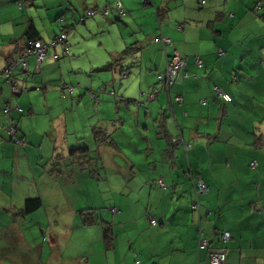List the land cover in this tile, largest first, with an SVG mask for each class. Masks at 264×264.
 <instances>
[{
    "label": "crops",
    "instance_id": "obj_1",
    "mask_svg": "<svg viewBox=\"0 0 264 264\" xmlns=\"http://www.w3.org/2000/svg\"><path fill=\"white\" fill-rule=\"evenodd\" d=\"M116 1L123 5L126 16L132 17L131 34L121 33L118 40L101 43L106 58L98 50L101 53L98 64L104 60V65L117 60L113 69L103 71L115 73L126 59L139 55L141 66L150 67L140 71L135 80L137 108L130 114L134 113L139 121L137 128L146 130L147 120L151 119L158 130L156 134L163 145L155 155L156 160H147L148 155L138 157L149 149L134 145L138 160L133 161L117 147L104 128L96 126L94 128L109 136L112 142L109 145L117 149L120 159L111 156L101 163L105 155L99 150L104 145H97L93 138L98 153L92 157L95 150H90L83 165L91 168L80 171L77 155H69V151L80 143L70 149L67 145L66 151H61L55 144L58 158L53 156L43 163L41 160L45 155L40 153L43 147L31 149L25 145L21 151L8 144L12 141L6 139L3 127L7 122L3 118L0 119V152L6 159L12 152L24 154L28 166L39 168L42 165V176L48 178L73 179L79 172L100 182L102 172L121 175L122 186L112 190L111 199L117 201V207L111 209L112 221L117 224L114 227L117 228V242L120 236L123 242L126 239L133 241L130 246L140 257L139 264H209V254L219 250L224 251L226 264H264V18L259 16L263 13L260 5L264 6V0L258 3L257 12L252 11L256 0H148L142 5L140 0H71L65 7L73 10L78 4L86 9L101 8ZM201 2L204 5H200ZM43 6L45 10L52 9L50 0H43ZM150 7L152 9H148ZM247 10L252 14L245 18ZM71 17L74 19L75 15L72 13ZM236 20L238 23L233 26L232 21ZM3 21L16 25V16L3 17ZM63 21L66 22L63 27L72 28L70 32L75 28L65 18ZM29 22L44 42L42 32L31 16H26L19 28L0 37V109L5 102H13L16 109L14 114L10 109L11 119L18 117L16 113L29 115L32 112L28 113L20 102L11 100L10 84L2 77L7 58L23 46ZM94 23L103 29L99 18ZM160 37L170 43L163 44ZM131 45L130 55L123 57L121 53ZM170 55L181 56L186 59L185 64L169 85L164 86L156 97L148 99ZM28 62L29 73L34 59L30 58ZM48 67L47 64L42 69L41 64L40 73ZM123 70L120 69L121 76L125 75ZM71 77L76 79V76ZM35 80L31 81L35 83ZM60 80L62 84H69L63 78ZM15 83L18 88L23 82L16 78ZM221 94L227 95L229 100ZM72 99L65 98L66 107L67 100ZM114 108L119 112L118 106ZM148 112L151 118L146 120ZM122 124L124 120L119 122ZM31 131L34 130H17V136L30 141ZM59 133L62 138L67 135V130H59ZM176 137L181 141L173 143L172 139L174 141ZM43 139L42 136L39 141ZM252 160L257 162L254 170L249 168ZM48 166H56L55 171L61 174L57 177L47 174ZM200 179L207 189L196 198L194 185ZM159 180L165 184L163 188L155 184ZM92 213L95 214V209ZM150 220L155 224L149 223ZM101 224L107 226V223ZM108 226L111 238L112 225ZM129 226L136 229L134 238L129 234ZM105 229H102V240L108 252L114 248V242L111 238L105 244ZM217 231L229 232L230 240L220 241ZM145 236L149 239V247H138L139 239L144 241ZM201 242H205L206 247L200 248ZM118 246L116 243L115 248Z\"/></svg>",
    "mask_w": 264,
    "mask_h": 264
},
{
    "label": "rangeland",
    "instance_id": "obj_2",
    "mask_svg": "<svg viewBox=\"0 0 264 264\" xmlns=\"http://www.w3.org/2000/svg\"><path fill=\"white\" fill-rule=\"evenodd\" d=\"M8 1L0 0V37L7 31L10 33L19 28L21 26L19 24L26 20V16L33 18L42 32L45 43H50L54 35L60 33V28L66 23L63 21L64 18L70 26H75L68 35L67 43L70 51L67 56H64L59 48L49 49L46 60L42 63V69L45 65H49L46 71L41 70V73H37L34 69L35 64L32 63L27 75L21 73L20 69L15 72V77L23 82L18 86L22 94L17 97L11 92L10 86L11 100L20 102V106L26 107L28 113L32 111L29 115L16 113L18 117H12L17 130H34L30 134L31 140L24 141L27 148L43 147L40 152L45 155L41 160L43 163L56 156L55 144L61 151H66L67 145L69 149L75 147L77 143H80L79 146L88 145L90 150H95L91 154L94 157L98 151L91 130L99 126L111 135L117 147L119 146L133 161L138 160L135 157L134 145L137 148L149 149L142 151L138 157L148 155L147 160H156L155 155L163 142L158 139L156 134L158 130L149 119L151 118L149 112L146 118L149 119L146 130L137 128L139 121L133 116L134 113L130 114L137 108L134 100H137L138 86L135 80L140 71H146L145 69L150 67L141 66L140 56L136 55L126 59L115 73L96 71L97 67L99 69L106 63L104 60L98 64L101 61V53L98 50L102 52L105 49L101 43H112L118 40L121 33L131 34L129 28L133 22L132 17L125 16L121 19L117 14L112 13L107 19H101L103 16L99 13L82 23L80 18L86 8L78 4L73 10L72 7H65L71 0H50L52 9L47 8V10L43 6V0H32L31 6L22 0H12L9 4ZM140 4L142 5L141 2ZM55 5L57 8H54ZM103 7L99 8V11ZM149 11L154 13V10ZM72 13L75 15L74 19L71 17ZM251 14L252 12L247 10L245 18L250 17ZM10 15L16 16L17 26L4 23L3 17L9 19ZM97 18L100 19L102 30L94 23ZM237 23L238 20L232 21L233 26ZM103 54L106 58V54ZM120 69H124L125 75H120ZM71 75L76 76V79L74 80ZM26 76L28 79L24 81ZM60 78L69 84H62ZM32 79H36L35 83L31 81ZM35 84L39 86L38 89L34 88ZM64 85L73 87L72 95L62 94L61 88ZM70 97L73 99L67 100L66 107L65 98ZM8 103L5 102L0 109V119L3 118L7 122L5 126L9 125L10 120L3 110L12 109L14 114L16 109L13 102L9 105ZM115 106L119 107V112L114 108ZM144 114L142 112V119L145 120ZM121 120H124V124L119 125ZM59 130H67V135L61 138ZM42 136L44 139L39 141ZM77 139L81 141L78 142ZM15 140L8 144H13L15 148L24 151ZM116 150L110 145L101 147L99 153L105 155L101 163L109 160L111 156L120 159ZM9 155L10 158L6 159L0 152V264H139L141 262L140 257H137L130 246L133 244L132 240L126 239L123 242L120 236L117 242V228H114L117 224L114 225L112 221L111 209L117 207L114 198L117 196H113L114 200L111 199L114 192L112 190L119 185L122 186L121 175L102 172L100 182L91 180L86 173L79 172L73 179L48 178L42 176L40 170L42 165L37 168L32 162L36 167L30 168L24 154L16 151ZM156 176L157 174H154V177ZM26 198H41L43 205L36 212L22 216L19 213ZM92 209H95V214L92 213ZM105 217L108 219L105 220ZM91 219L96 223H85ZM102 222L107 223V226H102ZM110 224L113 230L111 238L114 248L107 252L102 240V229L106 228L104 230L106 232ZM108 232L110 235V231ZM129 234L134 238L136 229L133 226H129ZM116 243L119 246L115 248ZM143 245L149 247V239L146 236L144 241L141 239L138 241V247Z\"/></svg>",
    "mask_w": 264,
    "mask_h": 264
},
{
    "label": "trees",
    "instance_id": "obj_3",
    "mask_svg": "<svg viewBox=\"0 0 264 264\" xmlns=\"http://www.w3.org/2000/svg\"><path fill=\"white\" fill-rule=\"evenodd\" d=\"M23 2H25V3H27L28 5H31V2H32V0H22ZM60 1H62V0H60ZM145 2H148V0H144ZM257 1V3H256V5L254 6V8H253V10L252 11H254V12H257L258 11V9H257V5H258V3L259 2H261V1H263V0H256ZM116 2H119V1H116ZM140 2L142 3V4H145L144 2H143V0H140ZM120 3V2H119ZM113 4H115V2L113 3ZM112 4V5H113ZM20 5V7H21V4H19ZM112 5H107V6H112ZM122 5V4H121ZM149 4H147V6H148ZM200 5H204V2H201V4ZM123 6V5H122ZM105 7V6H104ZM144 7H145V5H144ZM264 6H262V5H260V11L262 10L263 11V13H261V15H259L260 17H263L264 18V8H263ZM124 8V7H123ZM99 10V8H92V9H86L84 12H83V14H82V17L80 18V22H85L86 20H88V19H91V18H94V17H96L97 16V14H94L93 16H89V15H87L85 12L86 11H89V10ZM125 9V8H124ZM126 11V10H125ZM111 13H114V12H109L108 13V15H107V17H103V18H108V16L111 14ZM127 13V12H126ZM116 14V13H115ZM127 15V14H126ZM125 15V16H126ZM117 17H118V15H117ZM124 17V16H123ZM61 18V17H60ZM59 18V19H60ZM122 18V17H121ZM72 28H67V27H62L61 28V30H60V33L62 32L63 34H65V37H66V39H65V42H66V48H67V52L66 53H64L63 52V50H62V48L60 47V46H56L55 48H49V49H53V50H56V49H60L61 50V52H62V54L64 55V56H67L68 54H69V46H68V43H67V35H68V33H70V30H71ZM59 33V34H60ZM58 34V35H59ZM58 35H56V36H58ZM55 36V37H56ZM162 37H160L159 39H161ZM35 41H41V39H39L38 37H37V30L34 28V26L29 22V24H28V26H27V28H26V31H25V40H24V43L22 44L23 46L21 47V48H19L17 51H15V52H13L8 58H7V61L9 60V58L13 55V54H16V53H18L19 52V50H21L22 48H26V49H28L29 48V46H28V44L30 45V44H32L33 42H35ZM168 42L170 43V41L168 40ZM132 45H131V47H129V48H127V49H125L122 53H121V55H123V57H127L128 55H130V53H131V51H132ZM48 49V50H49ZM48 52V51H47ZM55 56V55H54ZM173 55H170V56H167V60H166V63H165V69H166V66H167V62H168V60L169 59H171V57H172ZM46 57V56H45ZM181 57V56H180ZM30 58H33L34 59V63H35V71L37 72V73H40V66H41V64L45 61V59L43 60V62L40 64V66L38 67V69H36L37 68V62H36V59L34 58V57H30ZM29 58V59H30ZM29 59H28V61H29ZM186 60V59H185ZM184 60V61H185ZM7 61H6V64H7ZM116 63H117V60H113V61H110L108 64H106V65H104V66H102L101 68H99V69H97L98 71H110L111 69H113V67L116 65ZM28 68H29V62H28ZM18 69H20V71H22V69L21 68H19L18 67ZM165 69H164V72H165ZM4 71V70H3ZM15 72H16V70H15ZM15 72H14V74H15ZM164 72H162L161 73V75H163L164 74ZM24 73V72H23ZM28 73V70H27V72L25 73V74H27ZM3 74V73H2ZM184 76H187V73H185L184 74ZM3 77V76H2ZM14 77H15V75H14ZM14 79H16V78H14ZM26 79H27V77H25V81H26ZM6 81V80H5ZM164 86L165 85H159V86H155V87H157L158 88V91L155 93V97H156V95L157 94H159L161 91H162V89H164ZM34 88H39V86L37 85V84H35V86H34ZM68 89H71L72 90V92L71 93H69L68 92ZM26 89H24V91H25ZM73 87H70V86H68V85H64V86H62V88H61V91H62V94L64 95L65 93H68L69 95H72V93H73ZM20 94H22V90H20V93H19V95ZM6 110L7 109H4L3 110V112L5 113V114H7L8 116L10 115L9 113H10V109H8L9 111H8V113H6ZM22 112V109H20V113ZM9 119L8 120H10L9 121V125H6L5 126V128H4V132H5V135H6V139H7V141H14L15 140V138H16V140H15V143L17 144V141H20V143L18 144V145H20L21 147H24L25 145H26V142H24L25 140H24V138H17V127H16V125H15V122L13 121V119H11L10 117H8ZM10 127H13V129L15 130V133H13V135H10L9 134V128ZM92 134H93V138H94V140L98 143L97 145H109L110 143H112L111 141H110V139H109V136L103 131V130H101V129H98V128H94L93 129V131H92ZM175 141L173 142V139H172V142L173 143H177V142H179V141H181L180 140V138L179 137H176L175 139H174ZM22 143L24 144V145H22ZM174 145H176V144H174ZM183 146H184V144H183ZM71 153V154H70ZM90 153V149H88V147L86 146H79V147H77V148H72L70 151H69V155L71 156V157H74L75 155H77V160H78V162L80 163L79 164V169H80V171H84L85 169L84 168H86V169H89V168H91L90 166H88V167H84L85 165H84V163H85V160H86V157H87V155ZM58 156L59 155H56L55 157H57L58 158ZM61 159V158H60ZM88 162L90 161V159H88L87 160ZM254 163V166L252 167V164ZM84 165V166H83ZM57 166V165H56ZM56 166H51V168L48 166V170H47V174H49V175H51V176H58V175H60L61 174V172H59V171H55V169H54V167H56ZM83 166V167H82ZM256 166H257V162H256V160H252V161H250V163H249V168L250 169H252V170H254L255 168H256ZM90 172H92V171H90ZM199 181H201L203 184H204V186H205V188L207 189V186H206V184H205V182L202 180V179H200ZM158 182H160V183H163L161 180H159V181H157V182H155V184H157L159 187H161L159 184H158ZM198 183V182H197ZM197 183H195V185H194V187L197 185ZM164 184V183H163ZM165 185V184H164ZM162 188V187H161ZM196 191V198L197 197H200V196H202V195H200L199 194V192L197 191V190H195ZM42 205H43V203H42V200L40 199V198H26L25 200H24V203H23V208H22V210L20 211V215H22V216H26V215H30V214H32V213H34V212H36L37 210H39L41 207H42ZM85 223L86 224H91L92 223V221H90V220H88V221H85ZM218 233H220V235H222L223 233H228L229 234V236H230V233L229 232H227V231H217ZM217 232H216V234H217ZM104 233V241H105V244H108V242L110 241V237H109V232H108V230L105 232H103ZM230 238H231V236L229 237V240H230ZM228 240V241H229ZM221 241V240H220ZM219 251H223V250H219ZM224 252V251H223ZM225 264H226V259H225Z\"/></svg>",
    "mask_w": 264,
    "mask_h": 264
},
{
    "label": "built area",
    "instance_id": "obj_4",
    "mask_svg": "<svg viewBox=\"0 0 264 264\" xmlns=\"http://www.w3.org/2000/svg\"><path fill=\"white\" fill-rule=\"evenodd\" d=\"M143 2L146 4V2L143 0ZM109 12H114L118 15L119 18L125 16L127 13L121 3L115 2L112 6H105L102 8V10H89L86 11L85 13L89 16H93L94 14H101L103 17H107ZM65 34L62 32L54 37L50 43H44L42 41H35L32 44H28L29 48H22L19 50L18 53L13 54L9 60L7 61L6 68L3 71L2 76L6 80L7 83L10 84L11 86V92L14 93L15 95H19L20 89L16 87L15 83V77H14V72L15 70L19 67L22 69V72L26 73L28 70V59L30 57H34L37 62V68L40 66V64L43 62L45 59L46 53L49 48H55L56 46H60L63 50L64 53L67 52L66 48V42H65ZM161 41L163 44L168 43V40L166 38H161ZM185 62L184 59L181 58L178 55H173L171 59L168 60L167 66L165 69V72L163 75H159L157 77V86L159 85H169L171 83L172 78L182 69L184 66ZM158 91V88L155 87L153 91L148 95V99H153L155 97V93ZM68 92L71 93L72 90L68 89ZM225 100H229V97L225 94H221ZM94 97V95H92ZM9 110H6V113H8ZM9 134L13 135L15 133V130L13 127H10L9 129ZM175 141V140H174ZM173 141V142H174ZM20 141H17V144H19ZM21 144V143H20ZM22 145H24L22 143ZM254 166V163L252 164V167ZM160 183V182H159ZM197 191L199 194L203 193L206 188L204 184L199 181L197 183ZM151 224H155V221L150 220ZM217 235L220 237V240L222 242H226L229 240V234L228 233H223L220 235V233H217ZM206 247L205 242H201L200 248ZM209 264H225V253L223 251H217L209 254Z\"/></svg>",
    "mask_w": 264,
    "mask_h": 264
},
{
    "label": "bare ground",
    "instance_id": "obj_5",
    "mask_svg": "<svg viewBox=\"0 0 264 264\" xmlns=\"http://www.w3.org/2000/svg\"><path fill=\"white\" fill-rule=\"evenodd\" d=\"M66 45H67V44H66ZM197 65H200V61H198V60H197ZM158 184H159L162 188L164 187V184H163V183H159V182H158ZM194 189L196 190V189H197V186H195ZM205 192H206V190H205L203 193H201V195H203ZM217 233H218V232H217Z\"/></svg>",
    "mask_w": 264,
    "mask_h": 264
}]
</instances>
